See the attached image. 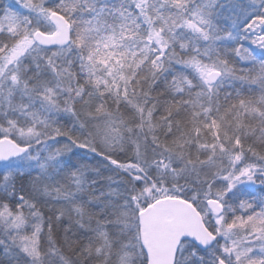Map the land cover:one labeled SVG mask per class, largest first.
I'll return each mask as SVG.
<instances>
[{
	"label": "snow or ice",
	"instance_id": "6c2138e0",
	"mask_svg": "<svg viewBox=\"0 0 264 264\" xmlns=\"http://www.w3.org/2000/svg\"><path fill=\"white\" fill-rule=\"evenodd\" d=\"M0 264H264V0H0Z\"/></svg>",
	"mask_w": 264,
	"mask_h": 264
}]
</instances>
